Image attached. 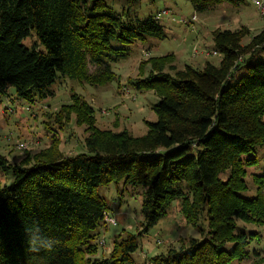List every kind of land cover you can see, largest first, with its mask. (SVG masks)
I'll return each mask as SVG.
<instances>
[{
	"label": "trees",
	"instance_id": "16d2710c",
	"mask_svg": "<svg viewBox=\"0 0 264 264\" xmlns=\"http://www.w3.org/2000/svg\"><path fill=\"white\" fill-rule=\"evenodd\" d=\"M223 1L191 0L197 11ZM165 35L160 16L125 18L105 0H0V92L13 85L18 100L35 101L54 95L63 78L113 81L119 78L113 63L127 57L132 43ZM242 35L214 33L223 53L216 66L174 74L164 66L172 52L148 58L151 69L133 82L160 98L142 136L98 129L92 105L73 92L71 102L47 116L63 125L75 113L78 123H88L86 150L21 161L0 152V264H138L139 236L174 200L204 235L157 252L152 264H231L258 256L250 244L260 232L239 221L264 224V165L253 173L255 194L243 193L247 168L259 163L256 151L264 146V28L245 43ZM121 180L142 188L143 228L122 229L98 257L94 240L111 213L97 189ZM49 238L50 249L42 245Z\"/></svg>",
	"mask_w": 264,
	"mask_h": 264
},
{
	"label": "rangeland",
	"instance_id": "374dc122",
	"mask_svg": "<svg viewBox=\"0 0 264 264\" xmlns=\"http://www.w3.org/2000/svg\"><path fill=\"white\" fill-rule=\"evenodd\" d=\"M105 1L125 18L141 19L150 14H161L166 35L162 38L150 36L132 43L127 57L113 63V69L119 74L113 81L90 84L63 78L54 84V95L35 101L18 100L13 85L8 94L0 92V152L10 160L21 161L29 155L42 159L48 155H69L86 150L85 138L92 132L88 123H78L75 113L63 125L54 116H47V112L56 113L64 103L71 102L73 92L82 94L92 105L98 129L120 131L127 128L133 135L142 136L149 130L148 121L157 118L153 104L160 98L154 88H139L133 82L151 69L152 62L148 58L172 52V59L164 66L166 71L174 74L183 69L190 71L191 67L202 69L209 63L220 65L223 53L215 48V32L236 30L243 34L240 38L245 43L251 34L264 28V11L254 0H224L205 11H197L191 0H140L131 5L126 0ZM247 31L251 34L246 35ZM34 40L35 36H32L27 42ZM142 61L146 63L143 67ZM95 69L90 64V70ZM256 154L259 163L247 168L249 189L243 192L246 195L256 192L253 173L263 168L264 146ZM11 180L7 179L8 182ZM97 191L107 201L109 213L115 219V222L108 221L94 240L99 244L96 256L102 257L112 248L114 235L122 229L138 232L143 228V193L141 186L126 184L124 180L101 185ZM202 224L207 226V220L203 219ZM239 224L249 231L260 232L250 244V249L258 248L260 254L234 260L231 264H255L261 257L256 264H264V224L244 221ZM203 235L198 225L186 219L180 200H174L167 215L139 236L140 246L134 256L138 264H152L150 256L157 252L178 246L183 238L188 240Z\"/></svg>",
	"mask_w": 264,
	"mask_h": 264
},
{
	"label": "built area",
	"instance_id": "2783aa9c",
	"mask_svg": "<svg viewBox=\"0 0 264 264\" xmlns=\"http://www.w3.org/2000/svg\"><path fill=\"white\" fill-rule=\"evenodd\" d=\"M254 2L257 7H259L260 9L264 11V0H254ZM106 220L115 222V219L111 215H107Z\"/></svg>",
	"mask_w": 264,
	"mask_h": 264
},
{
	"label": "clouds",
	"instance_id": "9594fccd",
	"mask_svg": "<svg viewBox=\"0 0 264 264\" xmlns=\"http://www.w3.org/2000/svg\"><path fill=\"white\" fill-rule=\"evenodd\" d=\"M36 240H35V237L31 238L30 239V244H35ZM54 243V241L49 238L47 240H44L42 241V245L45 247V248H51L52 244Z\"/></svg>",
	"mask_w": 264,
	"mask_h": 264
}]
</instances>
